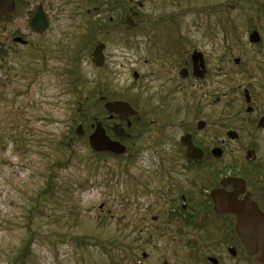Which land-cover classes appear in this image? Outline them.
<instances>
[{
  "label": "flooded vegetation",
  "instance_id": "af4514ba",
  "mask_svg": "<svg viewBox=\"0 0 264 264\" xmlns=\"http://www.w3.org/2000/svg\"><path fill=\"white\" fill-rule=\"evenodd\" d=\"M12 1L14 10L0 16L2 25L21 19L29 25L40 7L49 39H84L87 23L95 39L102 34L103 39H121L116 54L105 44L98 68L117 75L115 91L137 89L134 81L125 84L119 77L123 73L136 80L128 33L142 29L137 21L149 23L134 6L157 3L185 10L176 17L175 32L165 20L160 42L145 43L142 109L129 104L133 115L121 119L102 113L97 120L128 151L131 189L152 197L142 211L124 214L133 235L170 236L179 249L198 247L190 264L242 259L236 214L215 204L247 202L264 214V0ZM210 3L215 13L202 17L197 6ZM126 16L133 20L131 26ZM22 32L15 31L12 38L25 39L27 32ZM84 63L92 65L91 53ZM115 125L124 130L119 131L122 137L112 131ZM138 170L144 173L143 185L136 179L142 178ZM142 245L121 253V262L160 264L151 254L138 252Z\"/></svg>",
  "mask_w": 264,
  "mask_h": 264
},
{
  "label": "rangeland",
  "instance_id": "374dc122",
  "mask_svg": "<svg viewBox=\"0 0 264 264\" xmlns=\"http://www.w3.org/2000/svg\"><path fill=\"white\" fill-rule=\"evenodd\" d=\"M151 10L153 9H148V11ZM202 17L208 16L204 14ZM12 30L25 31L24 20L16 21L5 30L0 29V41L26 52L27 50L20 44L11 43L9 31ZM82 30L83 28H81V32ZM147 31L138 33L135 37L137 39L132 41L134 49L128 50L134 62L133 70L139 73L137 79L132 80L130 75L123 73L119 76L125 84L134 81L133 85L137 89L143 83L141 74H145L146 70L143 58L144 53L148 51L143 49L142 42L144 40L141 41L140 37L141 34H147ZM28 40L46 41L51 45L52 57L48 60V70H42L35 82H27L13 76L6 91H0V136L4 134L5 138L0 145V264H4L17 251L26 237L25 225L28 217L27 209L30 204L29 197L31 194L33 195L40 184L36 179V174L43 159L37 149L40 146L41 149L47 150V144L55 141L54 138L57 135L66 133L73 118L72 97L59 93L62 85L53 74L55 69L62 66L61 59L56 58L60 49H57V44L54 41H62V46H66L67 51H72L76 42L71 39H49L47 32L36 37L29 36ZM112 46L109 47L111 52L119 51L117 45H114V49ZM35 65L39 68L42 67L39 60L35 61ZM81 68L88 80H92L93 76L97 74L94 68L84 62L81 63ZM113 76H107V82H113L114 85L113 79H116L117 75ZM27 83L30 84L27 85ZM16 130L22 131L20 134L24 136V143L18 147L9 142L10 139L6 137V134ZM81 150L86 153V149L82 148ZM115 168L114 171L117 170V167ZM126 169L131 172V167L127 166ZM104 170L105 166L100 168L94 178L89 175L90 172L85 167L70 169L66 173V181L75 187L78 182L83 184L88 181L90 185L86 188H74L60 192L56 204L57 213L48 209L49 217L46 220L31 224V228L38 230L39 234H49L50 237L40 238L33 243V257L29 264H78L81 255L79 248H76L73 243L54 242L55 237L51 236L53 232L65 231V224L72 222L71 218L74 215L70 214L72 210L67 201V195L72 194L77 199L78 211L81 212L80 225L76 230L71 229V232L74 231L72 234L78 237L86 232L97 234L98 230L93 227V224L100 212L109 211L120 216L127 212L142 211L150 203L152 197L148 195L146 197L145 194L137 193L131 189V176L128 173H123L121 170L122 175L113 177L110 182L106 183L103 179L104 176L106 177ZM138 174L139 176L142 174L139 181L144 183V173L138 170ZM100 204H102L101 209L99 208ZM59 216H64L68 221L57 220L54 223L53 219ZM171 249L161 241L156 242L155 245H149L145 250L146 253L151 254L152 259L158 258L162 261L164 258L169 264H190L186 260L182 262L178 257L173 256ZM92 255L94 254L92 253ZM148 263L153 262L149 261ZM229 264L250 263L243 257L242 260L236 259L230 261Z\"/></svg>",
  "mask_w": 264,
  "mask_h": 264
},
{
  "label": "trees",
  "instance_id": "16d2710c",
  "mask_svg": "<svg viewBox=\"0 0 264 264\" xmlns=\"http://www.w3.org/2000/svg\"><path fill=\"white\" fill-rule=\"evenodd\" d=\"M162 15L161 17H163ZM170 29L176 31V17L168 14ZM98 39H79L76 41L75 48L69 54L65 49H60L58 57L62 62V66L53 71L58 78L62 88L59 93L72 97L71 107L73 108L71 125L66 133H60L56 136L55 141L47 144V150L40 148L37 152L42 156V165L37 171L36 179L40 183L33 195L29 197V207L27 209L28 217L26 222V237L22 241L17 251L8 258L4 264H29L33 257L32 245L40 238L50 237L49 234H39L38 230L31 228V224L46 220L49 215L48 209L57 213V200L60 192H66L70 189H81L89 186V182L81 184L78 182L76 187L66 181L65 175L70 169L85 167L94 178L100 168L105 166L103 179L106 183L110 182L113 177L122 175L127 172L128 161L123 156H114L110 153H96L92 151L87 142L86 132L87 122L90 123L94 117L100 118L103 110V102L105 100H113L118 97L123 98L129 104L134 105L136 109L141 110L142 105L139 104L143 100V90L133 89L130 91H115L113 82H107L108 72H101L92 80H88L84 75L82 68L80 70L79 58L89 56L90 50ZM148 39H145L146 43ZM142 41V39H141ZM160 39H154L153 43L157 44ZM154 44V45H155ZM27 51L9 47L0 41V91L5 92L6 87L11 84L12 77L16 76L27 82H35L40 76L41 71L48 70V60L52 57V49L46 41L33 42L27 39L24 47ZM81 51V52H79ZM82 59V58H81ZM39 60L42 67H37L35 61ZM52 72V70H50ZM30 83H27L29 85ZM103 98V100H102ZM141 105V106H139ZM78 123L86 124L84 135L78 136L74 132V128ZM25 127V125H24ZM22 131H11L6 134L10 139L9 142L16 147L24 143V136L20 134ZM3 134V133H2ZM4 134L0 136V145L4 142ZM44 143V142H43ZM4 147V146H3ZM86 149V153L81 149ZM23 155V154H22ZM17 156H19L17 154ZM117 167V170L114 171ZM118 167L120 168L118 170ZM112 177V178H111ZM143 185V183H140ZM145 188L146 185H145ZM68 203L71 205L70 214L74 215L72 222L65 224V231H56L51 234L54 236V242H67L74 244L81 251L78 264H124L121 262L119 255L121 253H133L135 248L132 244L136 237L131 233L130 225L127 224V218L116 216L111 212H100L95 218L93 227L98 230L97 234L84 233L81 237L73 235L71 229L76 230L80 225L81 212L78 211V202L72 194L67 195ZM112 214V215H108ZM67 222L64 216L55 217L53 222ZM114 221V225L111 223ZM82 222V220H81ZM61 232V233H59ZM169 241H175L174 237H168ZM127 248L123 249V247ZM190 245H187V247ZM191 247V246H190ZM189 248V247H188ZM191 249V248H189ZM92 253L94 255H92Z\"/></svg>",
  "mask_w": 264,
  "mask_h": 264
},
{
  "label": "water",
  "instance_id": "95a60500",
  "mask_svg": "<svg viewBox=\"0 0 264 264\" xmlns=\"http://www.w3.org/2000/svg\"><path fill=\"white\" fill-rule=\"evenodd\" d=\"M12 8V0H0V16L3 13L11 11ZM30 26L35 32H42L45 29L46 20L40 7L31 19ZM102 48L103 45L99 44L92 53L93 62L96 66L102 64ZM105 108L109 112L119 114L121 119L133 113L130 107L123 102H115L114 104L107 103ZM112 130L118 135H120L119 131H123L119 126H114ZM76 133L81 135L82 130L80 125L76 129ZM88 142L91 149L97 152L107 151L114 154H120L125 150L122 145L118 142L111 141L105 135L100 123L96 125L93 133L89 135ZM217 205H227L229 206V210L236 214L237 223L235 230L245 247L246 253L253 256V259L257 264H264V214L254 205L251 206L247 204V202L237 205L232 202V200L227 199L226 203H216L215 208ZM163 264L167 263L165 262Z\"/></svg>",
  "mask_w": 264,
  "mask_h": 264
}]
</instances>
